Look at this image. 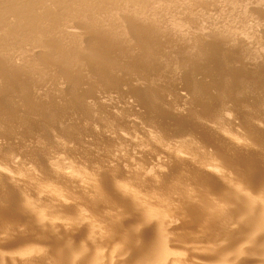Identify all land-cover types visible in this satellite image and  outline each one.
<instances>
[{"label":"bare ground","instance_id":"obj_1","mask_svg":"<svg viewBox=\"0 0 264 264\" xmlns=\"http://www.w3.org/2000/svg\"><path fill=\"white\" fill-rule=\"evenodd\" d=\"M0 264H264V0H0Z\"/></svg>","mask_w":264,"mask_h":264}]
</instances>
